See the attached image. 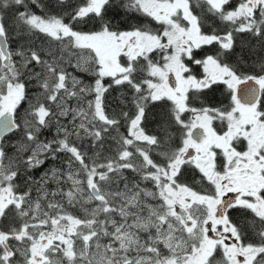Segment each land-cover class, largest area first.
Instances as JSON below:
<instances>
[{"label": "snow or ice", "instance_id": "1", "mask_svg": "<svg viewBox=\"0 0 264 264\" xmlns=\"http://www.w3.org/2000/svg\"><path fill=\"white\" fill-rule=\"evenodd\" d=\"M0 264H264V0H0Z\"/></svg>", "mask_w": 264, "mask_h": 264}, {"label": "trees", "instance_id": "2", "mask_svg": "<svg viewBox=\"0 0 264 264\" xmlns=\"http://www.w3.org/2000/svg\"><path fill=\"white\" fill-rule=\"evenodd\" d=\"M44 2L47 3V0H44ZM33 8H34V11H36V12L39 14L40 10H39V9H36L34 6H33ZM86 28H87V26H85V30H86ZM117 95H118V93H117L116 91H113L112 95L108 98V102H109V104L112 105L113 107L115 106L114 103H113V101H114V98H115ZM216 95H217V98L220 97V94H219V93H217ZM25 106H26V105H25ZM21 111H22V110H21ZM148 127L151 129V128L154 127V125L149 124ZM37 174H39V173H37Z\"/></svg>", "mask_w": 264, "mask_h": 264}, {"label": "flooded vegetation", "instance_id": "3", "mask_svg": "<svg viewBox=\"0 0 264 264\" xmlns=\"http://www.w3.org/2000/svg\"><path fill=\"white\" fill-rule=\"evenodd\" d=\"M121 132H126V129L122 127V128H121ZM54 163H57V164H58L59 162L56 161V162H54ZM37 175H38V174H37ZM7 223H8V221H3V222H2L3 225H6Z\"/></svg>", "mask_w": 264, "mask_h": 264}]
</instances>
